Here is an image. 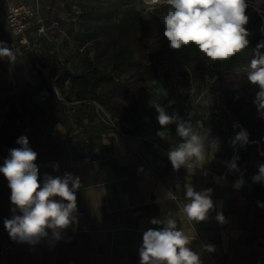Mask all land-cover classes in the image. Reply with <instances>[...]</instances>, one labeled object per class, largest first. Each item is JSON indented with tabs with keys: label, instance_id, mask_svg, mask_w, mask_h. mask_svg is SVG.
I'll return each instance as SVG.
<instances>
[{
	"label": "rangeland",
	"instance_id": "1",
	"mask_svg": "<svg viewBox=\"0 0 264 264\" xmlns=\"http://www.w3.org/2000/svg\"><path fill=\"white\" fill-rule=\"evenodd\" d=\"M48 1L50 0H40L42 9ZM123 4L134 6L136 11L144 16L145 24L148 26L146 38L156 42L158 48L167 45L163 28L157 26L151 18L154 12L161 14L159 6H150L145 0H124L121 4L116 2L114 9L107 4L102 9L103 13L98 16L92 13L96 5L94 0H53L54 16L60 20V30H57L55 35L48 31L49 36L53 35L54 39L48 41L50 45L46 43L43 46L40 42L39 51L34 55L27 54L18 45H13L12 34L4 26H0V42L11 50L14 57V59L0 57V127L2 116L14 104H17L18 109L22 108L21 94L24 95L25 101L32 100L36 103L48 95L46 91L38 90L40 76L52 80L60 100L65 103V106L60 107L61 117L39 115L32 122L25 119L18 131L17 139L21 135H26L30 147L38 153L36 164L41 183L45 174L54 172L55 165L58 164L62 168L77 161L81 157L80 153L92 151L101 139L112 134L116 128L109 119L119 127L120 132L117 131L119 133L138 135L141 137L140 141H148L153 146L168 147L169 150L177 146L181 138L177 136L176 125L170 124L167 129L159 125L158 113L154 107L157 104L164 107L168 114L175 112L184 120H188V114L193 113L191 117L193 125L195 126L197 120L202 121L210 135L219 139V151L214 154L211 149L207 151V159L212 169L221 166L227 168L224 161H230L234 155H237L240 145L233 147L229 141L234 137L236 128L240 126L236 120L226 115L215 80L211 78L202 81L196 78L191 73L192 67L189 65H176V77L148 84L146 99L138 104L134 103V94L137 92V85L143 86V83L133 85L126 82L135 70L121 75L116 73L113 80L104 82L97 89L100 100L112 110H108L93 97L78 99L77 95L81 93L78 86L81 74H87L95 65L102 70L104 68L111 70L109 53L101 49L95 56L93 52L95 47L93 38L105 41L108 36L101 30L97 31L95 26L103 25L116 32L120 24L127 19ZM260 7L264 10V0ZM117 78L124 81L120 83ZM89 90L95 93L93 87ZM66 95L71 96V100H67ZM169 101L174 103L169 106ZM127 112L129 115H126ZM160 131H165L164 137L158 135ZM14 147L19 145L14 142L8 150ZM7 155L8 151L4 157H0V166L3 165ZM251 155L252 152L244 150V157ZM262 164L263 161L260 162V165ZM238 168L240 171L229 172V180L232 184L241 175L242 167L239 162ZM243 179L245 184L238 190L245 198L251 214L254 215L253 225L256 227L253 226L244 240L249 247L247 251L249 255L247 258L241 257L239 263L264 264V237L257 235V230L264 229V208L258 207L257 202L264 203V199H258L252 188V185H256L260 190H264V184L251 185V176ZM9 197L8 182L3 174H0V250L3 240L8 237L4 219L11 218L12 215ZM225 221L223 225L228 227V219L225 218ZM190 226L194 233L200 234L194 224ZM229 240L232 244L234 239L230 236ZM203 257L206 258L205 255ZM232 261L228 254L225 264H232ZM211 263L212 261L209 262Z\"/></svg>",
	"mask_w": 264,
	"mask_h": 264
},
{
	"label": "clouds",
	"instance_id": "2",
	"mask_svg": "<svg viewBox=\"0 0 264 264\" xmlns=\"http://www.w3.org/2000/svg\"><path fill=\"white\" fill-rule=\"evenodd\" d=\"M262 0H145V3L166 10L162 14L163 36L170 49L181 50L186 47L195 49L212 62L227 61L249 49L250 32L246 26L252 8L258 15L264 16L260 4ZM264 39L251 51V59L246 72L248 81L259 88L254 98L259 117L264 119ZM0 57L14 59L11 50L0 42ZM174 101H169L171 106ZM156 109L159 125L167 129L170 124L176 125L177 136L181 142L172 147L168 159L174 170L185 168L192 172L203 169L206 152L213 154L220 149V141L212 137L203 122L197 120L195 126L191 120H184L173 112L171 115L160 104ZM164 137L165 131L158 132ZM16 143L19 147L8 150V155L0 166V174L8 182L10 189L11 218L4 219V227L9 237L18 243L35 245L42 239L51 241L62 239V233L78 222L76 192L81 187L80 178L65 172L63 176L45 174L42 183L39 168L36 164L38 153L30 145L26 135H21ZM229 143L241 148L250 143L249 133L241 128ZM239 156L234 155L230 161H224L230 172L240 171ZM59 165L54 166L58 170ZM253 183L264 184V164L252 177ZM245 184L243 174L234 181L233 187L240 189ZM179 187V186H178ZM212 189L196 191L191 184L185 185V200L182 206L184 218L189 224H196L209 219L215 208L211 198ZM165 199L177 200L172 192H167ZM159 202V200H158ZM264 208V203L257 202ZM216 220L224 224L225 217L218 212ZM153 225L160 228H149L144 231L142 245L139 248L140 264H203L199 253L193 251L190 244L193 238L182 228L172 213L163 218H153ZM206 250L214 251V246L206 245Z\"/></svg>",
	"mask_w": 264,
	"mask_h": 264
},
{
	"label": "crops",
	"instance_id": "3",
	"mask_svg": "<svg viewBox=\"0 0 264 264\" xmlns=\"http://www.w3.org/2000/svg\"><path fill=\"white\" fill-rule=\"evenodd\" d=\"M0 26L11 33L6 22ZM12 42L14 45V36ZM116 129L92 151L80 153L77 161L50 174L63 176L68 172L80 178L81 187L76 192L78 222L64 230L62 239L55 242L51 241V233L35 245L15 242L8 234L2 242L0 264H140L144 231L162 227L150 221L168 213L174 214L178 228L193 238L190 247L200 254L203 264H209L206 250L196 240V232L182 212L186 184L196 191L212 189L215 208L208 220L194 225L206 245L220 241L221 264H225L228 254L232 264H240L241 257L247 258L249 247L244 240L256 227L254 215L229 180L228 168L212 169L206 152L207 163L202 170H174L167 156L168 147L153 146L140 141L138 135H125ZM169 191L178 200L165 199ZM218 212L228 219V227L216 220ZM257 235L264 237V229L257 230ZM230 236L234 239L232 244Z\"/></svg>",
	"mask_w": 264,
	"mask_h": 264
},
{
	"label": "trees",
	"instance_id": "4",
	"mask_svg": "<svg viewBox=\"0 0 264 264\" xmlns=\"http://www.w3.org/2000/svg\"><path fill=\"white\" fill-rule=\"evenodd\" d=\"M45 1V0H44ZM52 1L43 6L42 16L47 20H54L59 23L60 20L54 16V8ZM96 5L92 9L95 15L102 14V9L109 4L111 9H114L116 2L121 4L124 0H94ZM125 9L127 19H125L118 30L111 31V29L98 25L95 29L105 32V41L94 40L93 52L105 50L109 53L111 62V70L106 68L103 70L98 66L90 68L87 74H81L79 80V87L81 93L77 95L78 99H85L87 97L99 101L108 110H112L104 101L100 100L97 89L101 87L104 82L114 79V74L121 75L124 72L130 73L135 70L133 75L127 79V83L139 84L137 85V92H135L134 103L138 104L146 99L148 92V84L159 81L161 79H168L175 76L176 65H189L191 73L197 78L206 81L213 78L215 84L221 93V102L226 115L237 121L240 126L236 128L235 133L241 128L246 129L249 133L250 143L241 148L238 147L237 155L239 156V164L242 167L241 173L243 178L246 176L253 177L258 173L260 162H264V119L259 117L257 108L253 101L259 88L252 85L247 79L248 64L251 59V49L256 46L262 39H264V16L258 15L252 8L248 9L250 20L246 26L250 32L249 49L243 53H239L233 58L223 62H212L200 54L195 47H186L181 50H172L167 45L159 47L156 42L146 38L148 26L145 24V18L142 16L134 6L129 4L122 5ZM165 8L159 7V12H154L151 16L157 26L163 28L162 14ZM115 29V28H114ZM113 29V30H114ZM57 30H50V34ZM62 31V30H61ZM53 35L44 37L41 40L43 46L49 44V40L54 39ZM46 48V47H45ZM264 51V50H262ZM166 56V57H165ZM57 77V76H54ZM58 79V77H57ZM120 83L124 80L117 78ZM179 79V78H177ZM91 87L95 89L92 93ZM40 92L46 91L48 95L42 98L38 103L32 100L25 101L24 95L20 100L22 108L18 109L17 104L6 112L2 117V125L0 127V157H4L9 147H12L18 137L20 126L23 125L25 119L31 122L35 121L39 115H51L61 117V106L65 103L60 100L52 80L45 76H40V83L38 84ZM62 94L65 93L62 91ZM67 100H71V96L66 95ZM126 115H129L127 112ZM244 150H249L252 155L244 157ZM253 181L251 182V185ZM257 198L264 199V190L253 186Z\"/></svg>",
	"mask_w": 264,
	"mask_h": 264
},
{
	"label": "built area",
	"instance_id": "5",
	"mask_svg": "<svg viewBox=\"0 0 264 264\" xmlns=\"http://www.w3.org/2000/svg\"><path fill=\"white\" fill-rule=\"evenodd\" d=\"M42 11L40 0H0V23L6 22L14 36V45H18L27 54L34 55L39 51V43L49 36L48 31L60 30L59 23L45 19ZM109 121L114 128H119L111 119ZM195 238L206 250L202 237L196 233ZM212 246L215 250L206 252L213 264H219L223 257L221 243L213 240Z\"/></svg>",
	"mask_w": 264,
	"mask_h": 264
}]
</instances>
